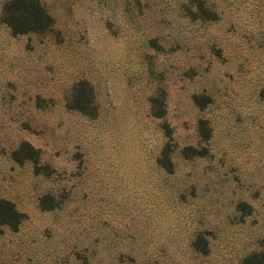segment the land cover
Listing matches in <instances>:
<instances>
[{
  "label": "rangeland",
  "instance_id": "1",
  "mask_svg": "<svg viewBox=\"0 0 264 264\" xmlns=\"http://www.w3.org/2000/svg\"><path fill=\"white\" fill-rule=\"evenodd\" d=\"M40 1L49 29L0 21V264L264 251V0Z\"/></svg>",
  "mask_w": 264,
  "mask_h": 264
},
{
  "label": "trees",
  "instance_id": "2",
  "mask_svg": "<svg viewBox=\"0 0 264 264\" xmlns=\"http://www.w3.org/2000/svg\"><path fill=\"white\" fill-rule=\"evenodd\" d=\"M0 21L5 24L13 35L25 33V32H36L49 29L53 24V17L45 6L41 3L40 0H5L1 7L0 12ZM83 93V95H82ZM80 92L79 97L81 96L80 103H87L89 96H86V93ZM75 108L80 109L84 113L91 114V110H86L83 106H75ZM201 125L199 126V132L202 135V139L206 140L210 136V130L208 127H204V120L199 121ZM183 153L187 156L189 155H203V153L192 146H186L183 148ZM167 158V157H166ZM166 158H163V164H168L165 161ZM45 196L43 195L40 199V207L43 209H51L56 206V204L46 205ZM24 215L20 212L15 204L4 197H0V224L7 225L10 229L16 231L18 230ZM201 237H199L200 239ZM193 242V245L197 250L202 253L208 251L206 244L200 245L201 243L198 240ZM205 240V239H204ZM240 264H264V251H251L245 254L241 260Z\"/></svg>",
  "mask_w": 264,
  "mask_h": 264
}]
</instances>
